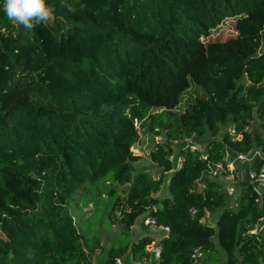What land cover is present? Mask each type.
I'll return each mask as SVG.
<instances>
[{
    "label": "trees",
    "instance_id": "16d2710c",
    "mask_svg": "<svg viewBox=\"0 0 264 264\" xmlns=\"http://www.w3.org/2000/svg\"><path fill=\"white\" fill-rule=\"evenodd\" d=\"M47 2L54 19L31 30L0 7V264H91L102 244L70 209L79 195L110 199L123 235L102 264L150 258L153 237L129 239L143 214L169 229L155 264H264V195L242 185L233 208L222 181L196 187L230 150L264 151V0ZM226 20L236 33L215 38ZM140 132L164 136L149 158L168 195L163 174L132 175ZM207 133L176 167L172 143Z\"/></svg>",
    "mask_w": 264,
    "mask_h": 264
},
{
    "label": "rangeland",
    "instance_id": "374dc122",
    "mask_svg": "<svg viewBox=\"0 0 264 264\" xmlns=\"http://www.w3.org/2000/svg\"><path fill=\"white\" fill-rule=\"evenodd\" d=\"M233 23L234 22L231 20L224 21L219 26V28H217L218 32L216 33L215 38L226 39L234 35L236 32L233 29ZM199 91L200 89L198 87L187 90L183 94V101L181 108L187 105V103L190 101L192 96ZM253 128L254 126L249 127L250 130H253ZM226 131L234 133L233 126L230 122L220 124L219 133L217 137H220L222 133ZM258 131L263 133V131L259 129ZM211 138L212 136L207 133L206 135L200 137L195 136L194 140H191V142L197 147L201 148L202 150L205 146V143ZM163 139L164 136L162 133L155 135L151 133L140 132V139L133 148L134 154L139 156V159L134 162V170L132 172L133 176H135L140 171H146L155 178L163 174V183L161 185L160 191L158 192L159 196L168 195L167 183L170 172H161V170L158 169L151 162L149 158V151L153 149L154 144H156L158 141ZM187 143L189 144L190 141L186 139H181L179 141H175L172 143L173 154L171 156V160L173 163L175 164L178 163V147H183ZM260 154L261 156H264L263 151H261ZM255 160L250 163L251 166H253ZM243 169L245 170V168H242V171ZM238 174L239 173L235 170L233 166H229L228 169H224L222 171L221 176L219 175V173L216 172L208 177L207 176L203 177L202 179L196 182V187L198 189L203 188V185H205L209 179H213V178L222 181L224 184L226 183L227 180H230L232 184L231 187H236L237 184L242 182L240 181V177ZM233 194L228 195L227 201H228V205L234 208L237 199L236 189ZM75 198H76L75 200L70 201L69 206L70 209L75 213L76 219L79 221L80 225H82L83 228L88 226V228L91 229V232L89 233L90 236H92V232H93V234H97L101 239L102 248L100 250L97 249L95 253L92 255L91 264H102V262L106 259V252L112 246V244H117L118 242H121V240L123 239V235L117 231V229L119 228L117 223L113 221L114 223H112V226L110 227V221L106 213L107 209L110 207L108 202L110 199L96 198L95 200H92L90 204L86 205L84 202L85 201L84 196L79 195L76 196ZM217 213L213 215H208L203 220L207 223H210L211 225H215V219ZM143 217L144 214L136 218L135 225L132 229L134 234L130 235L129 239L135 240L137 237H139V235L140 236L151 235L154 239H156L159 238L161 234H164L163 231H157L152 226H147L145 224H142ZM261 226H264V220L260 221L256 227H261ZM123 260L125 264H134L131 261L129 254H125L123 256ZM143 260L144 259H142L141 260L142 262L138 264H148L147 261H143Z\"/></svg>",
    "mask_w": 264,
    "mask_h": 264
},
{
    "label": "built area",
    "instance_id": "2783aa9c",
    "mask_svg": "<svg viewBox=\"0 0 264 264\" xmlns=\"http://www.w3.org/2000/svg\"><path fill=\"white\" fill-rule=\"evenodd\" d=\"M0 7L4 9V0H0ZM246 129H247V127H246ZM186 140L190 141L189 144L191 147H193V148L196 147V145H194L191 142V140H192L191 138H188ZM261 151H263L262 147L256 146L254 149H252L250 152H248L246 154L237 153L236 158H235L238 162L242 163L245 166V170L243 171L245 181H244L243 185H249L251 187L252 192L254 194H256L259 198H261L264 195V164L259 169H256L255 167L251 166L250 163L257 158L264 160V156H261V154H260ZM263 153H264V151H263ZM216 168H217L216 172L219 173V175L221 176L222 171L224 169H222V167L219 164L216 166ZM228 168H229V166H228ZM235 189H236L235 187H231L228 185L225 186V190H226V193L228 195H232L235 192ZM143 224H145L147 226H152L153 228H155L158 231H163L164 234H161L159 237H162L163 235L168 234L169 229L165 226L158 225L154 218L145 217L143 219ZM160 249H161L160 238H156L154 241H152V243H150L146 247V250L150 253V258H143L144 259L143 261H147L148 264H150V262H151V264H155L151 260L158 257ZM196 252H197V250H195V253ZM122 260H123V257L117 258L116 264H125L124 260L123 261ZM141 260L139 262H137V261H132V262L134 264H138V263L142 262Z\"/></svg>",
    "mask_w": 264,
    "mask_h": 264
},
{
    "label": "clouds",
    "instance_id": "9594fccd",
    "mask_svg": "<svg viewBox=\"0 0 264 264\" xmlns=\"http://www.w3.org/2000/svg\"><path fill=\"white\" fill-rule=\"evenodd\" d=\"M64 6L70 12L73 11L70 5ZM4 11L9 20L22 25L27 30L51 22L55 15V7L49 5L47 0H4Z\"/></svg>",
    "mask_w": 264,
    "mask_h": 264
},
{
    "label": "crops",
    "instance_id": "0c3cea01",
    "mask_svg": "<svg viewBox=\"0 0 264 264\" xmlns=\"http://www.w3.org/2000/svg\"><path fill=\"white\" fill-rule=\"evenodd\" d=\"M228 154L226 155V161H227V165L228 166H233L235 168V170L239 173V177H240V181H242L241 183L237 184L236 185V189L239 190L241 188V184L244 183L245 181V178H244V175H243V171H242V168H245L244 165L240 162H238L235 158H236V153H233L231 150L229 152H227ZM179 159H181L180 156H178V163H176V167L179 166ZM231 186V181L230 180H227L226 183H225V186ZM204 186V185H203ZM235 195V194H233ZM158 231V230H157ZM151 236V235H150ZM161 238V237H159Z\"/></svg>",
    "mask_w": 264,
    "mask_h": 264
},
{
    "label": "water",
    "instance_id": "95a60500",
    "mask_svg": "<svg viewBox=\"0 0 264 264\" xmlns=\"http://www.w3.org/2000/svg\"><path fill=\"white\" fill-rule=\"evenodd\" d=\"M253 123H254V128H253V133L254 134H257L258 133V128H257V124H258V119L257 118H255L254 120H253Z\"/></svg>",
    "mask_w": 264,
    "mask_h": 264
}]
</instances>
